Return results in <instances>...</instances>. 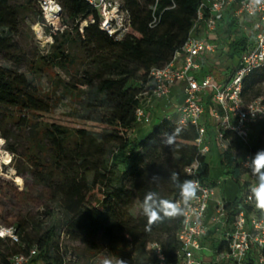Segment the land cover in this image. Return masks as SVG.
Listing matches in <instances>:
<instances>
[{"label":"trees","instance_id":"trees-1","mask_svg":"<svg viewBox=\"0 0 264 264\" xmlns=\"http://www.w3.org/2000/svg\"><path fill=\"white\" fill-rule=\"evenodd\" d=\"M56 1L62 6L63 22L59 24L62 31L53 36L48 55L30 62V71L37 75L59 69L71 79L75 89H92L100 100L101 119L108 134L101 142L85 130L72 131L45 120L51 104L40 95L38 87L18 71L26 63L17 41L25 21V5L39 9L32 17L28 15V20L33 24L44 22L38 0H0V54L14 65L13 69L0 66V137L7 151L14 155L17 149L10 141L15 134L4 128L7 122H12L14 130L25 134L19 141L28 145L22 154L27 167L17 168V175L26 183L25 188L18 190L14 184L0 183V223L14 226L21 241L17 245L0 239V264H10L12 257L28 255L33 248L38 251L34 263L74 264L66 258L56 226L43 232L39 225L30 224L19 210L31 204L33 188L42 189L50 202L61 204L68 216L64 234L88 246L89 253H100L102 245L118 262L159 264L157 249L153 247L156 245L167 264H178L177 234L183 226L184 213L164 218L148 230L143 202L147 193L154 192L157 198L180 202L183 206L171 174L175 172L179 182L192 180L186 169L196 160L200 162L199 179L208 182L209 165L206 157L198 155L199 134L195 127H182L169 116L160 118L161 122L142 139H133L130 133L151 71L169 64L191 37H202L206 31L204 23L195 28L204 0H123L122 9L128 13L130 26L122 38L101 30L100 12L85 0ZM242 19L234 17L229 10L216 31L224 39L221 49H226L227 69L230 65L236 67L251 39L241 29ZM83 23L87 25L82 28ZM79 52L86 57H81ZM206 63L208 59L201 60L203 67ZM83 65L85 68L81 71ZM262 81L264 67L246 78L242 91L246 102L256 98L264 101L258 88ZM211 98L212 94L206 100L208 117L215 107ZM8 109L12 110L10 114ZM175 129L180 131L174 144L169 145L168 135ZM253 134V151H264V120L257 123ZM224 137L229 141V148L221 154L220 164L242 193L241 197L225 204L230 224L241 210L248 184L235 155L242 144L230 131H225ZM45 142L48 161L42 158ZM90 175H93L91 184ZM94 190H98L99 197L90 202L88 196ZM5 201L15 207L13 212L6 209ZM227 252L226 239L217 247V254L222 257ZM246 264L254 262L249 259Z\"/></svg>","mask_w":264,"mask_h":264},{"label":"built area","instance_id":"built-area-1","mask_svg":"<svg viewBox=\"0 0 264 264\" xmlns=\"http://www.w3.org/2000/svg\"><path fill=\"white\" fill-rule=\"evenodd\" d=\"M100 12V28L110 36L122 38L129 30L130 22L126 11L122 9L120 0H85ZM44 22L36 24V33L43 37L49 34V43L53 44V36L60 29L62 6L56 0H38ZM232 10L236 18L245 17L252 20L250 33L245 29L247 37L251 38L246 50L242 53L238 64L222 73L223 80L216 81L215 75L206 73L202 59L214 58L217 54L216 38L213 37L223 23L224 15ZM205 25L206 37H191L185 46L175 54L172 61L162 68L151 71L150 82L141 94V104L136 109V124L151 123V110L155 102L168 100L172 89L178 84H184V100L178 108V123L182 127L193 126L199 138L198 155L206 157L210 148L206 144L207 127L205 125L206 100L209 92L215 100V107L210 114L220 149L223 152L229 148V141L224 132L230 131L242 144V149L235 152L248 184L243 197L241 210L234 217L231 232L227 234L228 252L222 257L226 264H246L251 259L254 264H264V213L255 206L251 189L258 184V174H253L251 165L256 152L253 151L252 134L254 127L264 120L263 98L246 102L242 96L244 82L254 72L264 67V2L253 5L251 0H204L199 7L195 28ZM87 25V23H85ZM66 27V26H65ZM181 61L180 66L176 65ZM146 102V106L142 103ZM4 147V143L2 147ZM200 162L196 160L186 169L188 176L198 182L197 197L190 201L184 211V223L177 234L180 244L178 264H205L198 255L202 251V239L208 233L206 218L208 205L214 199V188L201 182L198 177ZM264 171V168L261 169ZM183 205V204H182ZM215 225L225 226L229 214L225 204L218 202L217 215L212 218ZM0 239L12 244L21 243L18 230L14 226H0ZM159 264H167L165 257L156 245ZM38 255L33 248L28 255L12 257L10 264H29Z\"/></svg>","mask_w":264,"mask_h":264},{"label":"rangeland","instance_id":"rangeland-1","mask_svg":"<svg viewBox=\"0 0 264 264\" xmlns=\"http://www.w3.org/2000/svg\"><path fill=\"white\" fill-rule=\"evenodd\" d=\"M120 1L121 3H123V0ZM24 10L25 21L19 32L17 41L19 42L24 55L26 56V63L24 62V64L18 68V71L25 74L28 80L38 87L40 95L51 104V111L45 120H48L49 123L60 125L72 131L85 130L97 136L102 142V139L106 138L105 136L108 134V131L103 125L101 119L103 110L100 107V100L92 89H75L73 85L71 86V79H69V77H67L59 69H50L46 71V73L37 75L33 74L30 71V62L33 59L35 60L39 56L48 55L50 53L52 44L49 43V34H46L43 37L38 36L36 33V24H33L30 20L27 19L28 15L32 17V13L38 12L39 9L35 8L33 5L30 6L28 4L25 5ZM63 17H65V15ZM241 19V29L243 31H245L246 29L247 32L250 33L252 31V20L245 17H241ZM68 26L72 27L73 24L68 21ZM84 26L85 23L81 25L82 28ZM213 37L216 38L215 44L217 46V54L214 58L212 57L208 60V65H205V67L207 68V73H213L215 75L216 81L220 82L223 80L222 73L227 70V64H225L224 56V52L226 51V49H221L223 48L221 43L224 42V39H221V36H219L217 32ZM79 55L83 58L86 57V54L81 52H79ZM0 66L7 69L14 68V65L8 62L1 54ZM84 68V65L81 66V71ZM228 68L232 69L233 67L230 65L228 66ZM66 87H70V90H68ZM258 88L261 90L264 96V81H262L258 85ZM160 102L162 101L155 102L153 105V109L150 111L152 119L151 123L147 125L136 124L134 126V130L130 133L131 138L142 139L146 137L152 131V129L161 122L160 118H164L165 113H163V109L161 108V104L163 102ZM172 102L174 104V110L171 111L169 115L173 120H177L178 108L180 107V104L177 101ZM164 104L167 103L164 102L163 105ZM8 110L10 114L12 110ZM14 114L18 116L16 111L14 112ZM4 128L6 130H13L12 132L13 134H15V137L13 136L10 144H12L17 149V152L13 155L11 152L7 151L5 142L0 137L2 143H4V147L2 148L3 163L2 161H0V183L2 181H5L6 183L14 184V186L18 190H23L26 186V183L22 177L17 175V168L19 167L24 170L27 167L22 154L25 153L24 151L26 150L28 145L24 142L19 141V139L21 140L24 138L25 134H19L18 131L14 130L15 128L12 122H7ZM214 132L216 133V131ZM256 132H259L258 128ZM253 135L254 134H252V136ZM217 141V139H214L213 142L210 143L211 153L207 155V161L211 169L212 178L218 181V184L216 186L217 192L219 195H221L222 192L227 191V189L230 188V184L227 187L224 181H228V183L230 182L229 180H227L229 178H227V176L222 173L221 170L219 153L221 149L219 148ZM17 142H20V145H18ZM43 147L45 148V150L42 154V158L45 161H48L50 156L47 150L48 145L46 144V142L44 143ZM19 179L21 181V184L16 181ZM92 179L93 175H90L89 184H91ZM29 182L30 181H28V183ZM31 194V204L19 208V210H22L24 212L30 224H35V226L39 225L38 228L43 232L51 226H56L58 233L61 235L60 242L66 252V258L68 261L74 264H120V262L113 258L102 245L100 253L91 254L89 253L88 246H86L84 243L69 239V237L64 234L65 224L68 216L65 210L61 207V204L58 201L50 202L49 200H47L44 195V191L40 188H33ZM98 197V190H94L89 194L88 201L93 202ZM6 204L8 205L6 209L13 212L15 207H13L12 204H10V202L8 201L6 202ZM137 211L138 209H136V212ZM0 224L6 225L2 222ZM34 260L35 259H32L29 264H37L34 263Z\"/></svg>","mask_w":264,"mask_h":264},{"label":"crops","instance_id":"crops-1","mask_svg":"<svg viewBox=\"0 0 264 264\" xmlns=\"http://www.w3.org/2000/svg\"><path fill=\"white\" fill-rule=\"evenodd\" d=\"M207 36V32L204 30V33L202 35V37H206ZM182 64V62L179 60L176 62L177 66H180ZM206 65H208V63H206ZM204 71H206L207 73V68L204 67ZM184 88L185 85L184 84H178L177 86H175L172 89L171 95L169 97L168 100H161L163 103H167L164 104L162 102L161 108L163 109V113H165V117L169 116V113L171 111H173V102L172 101H177L180 105L183 103L184 100ZM211 95V93L209 92L207 98H209V96ZM212 104L215 103V100L211 98L210 101ZM143 106H146V102L144 101L142 103ZM210 117L205 116V125L207 127V138H206V144L208 145V147L210 148V143L213 142L214 139L216 138V133L215 128L212 124V122H210ZM134 130V129H133ZM217 144L220 148V144L217 141ZM220 150V149H219ZM211 153V148H210V152ZM208 153V154H209ZM220 156L222 154V151H219ZM207 154V155H208ZM206 161H207V156H206ZM208 163V161H207ZM209 165V164H208ZM222 173H224L226 175V171L221 167ZM209 172H210V178L208 180V182L206 184H208L209 186H213L212 188H214V199L209 203L208 205V212H207V218H206V225L208 227V233L206 234L205 237H203L202 239V246L203 249L202 251H200L198 253V255L203 259L205 264H226L223 260H221L217 254V247L227 239V234L231 232V224H227L225 226H220V225H215L212 221V218L215 217L217 215V208H218V202H222L223 204L226 203H231L233 200H235L236 198H239L242 196V193L240 191V188L230 179V177H228L227 175V180H229L230 183H228V181H224L225 185H229V189H227V191H224L221 193V195L218 194L217 192V180H215L214 178H212L211 176V169L209 166ZM215 184V185H214Z\"/></svg>","mask_w":264,"mask_h":264},{"label":"clouds","instance_id":"clouds-1","mask_svg":"<svg viewBox=\"0 0 264 264\" xmlns=\"http://www.w3.org/2000/svg\"><path fill=\"white\" fill-rule=\"evenodd\" d=\"M253 5H259L264 0H251ZM179 129H175L171 135H168L167 143L173 145L175 142V137L179 133ZM264 151L258 152L254 159L252 160L251 169L253 174H258V184L251 189V195L255 199V206L262 213H264ZM171 179L176 186L179 188L180 202H173L163 198H157V194L154 192H149L146 194L143 202V214L147 217L146 228L151 229V226L163 220L164 218H174L183 215L185 209L189 206L190 201L197 197V192L199 190V184L193 180H184L179 182L178 175L173 172L171 174ZM120 264H125L123 260Z\"/></svg>","mask_w":264,"mask_h":264},{"label":"bare ground","instance_id":"bare-ground-1","mask_svg":"<svg viewBox=\"0 0 264 264\" xmlns=\"http://www.w3.org/2000/svg\"><path fill=\"white\" fill-rule=\"evenodd\" d=\"M2 141H1V139H0V161H2V163H3V155H2ZM8 157H9V154H8ZM7 161H8V158H7ZM7 163V162H6ZM12 173H14V172H12ZM19 184H21V181H20V179L19 180H16Z\"/></svg>","mask_w":264,"mask_h":264}]
</instances>
